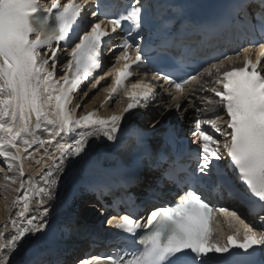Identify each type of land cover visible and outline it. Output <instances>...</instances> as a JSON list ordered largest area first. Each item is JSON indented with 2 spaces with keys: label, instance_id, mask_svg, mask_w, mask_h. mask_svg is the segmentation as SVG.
<instances>
[{
  "label": "snow or ice",
  "instance_id": "1",
  "mask_svg": "<svg viewBox=\"0 0 264 264\" xmlns=\"http://www.w3.org/2000/svg\"><path fill=\"white\" fill-rule=\"evenodd\" d=\"M151 9L148 0H128L119 14L108 0H94L91 6L88 0H0V157L15 174L5 179L16 184L19 177L15 191H22L13 205L18 211L0 226V264H13L25 244L45 239L64 178L95 166L90 138L119 148L124 114L150 107L162 92L168 93L166 107L174 106L181 119H188L190 109L197 113L187 152L174 132L164 141L177 142L181 155L194 153L196 166L189 170L172 161L157 178V184L167 179L180 191L174 206L165 204L138 217L142 205L129 200L121 213L122 201L114 200L109 207L115 214L106 217V224L137 247L92 259L97 264H264V259H253L264 257V0H237L231 10V18L240 23L251 18L245 28L247 46L193 59L190 65L174 57L157 63L145 54L149 30L168 41L180 38L176 28L168 29L170 20L157 25ZM63 53L67 59L61 62ZM106 56L115 62L107 64ZM141 73L142 78L132 79ZM107 78L111 83L100 90L108 98L121 91L127 97L120 114L107 119L96 112L77 115L84 106L80 101L88 97V92L80 96L82 85L97 89ZM198 92L212 93L198 97L214 105L210 116L200 115ZM137 146V154L114 159L111 167L139 179L144 168L152 171L167 159L157 149V163H151L154 150L144 132L137 133ZM40 149L44 156L36 159ZM28 159L47 164L38 171L39 180L23 179ZM201 188L218 200L238 201L252 222L235 208L213 203ZM221 217L230 231L226 239H214ZM25 264L50 262L33 253Z\"/></svg>",
  "mask_w": 264,
  "mask_h": 264
},
{
  "label": "bare ground",
  "instance_id": "2",
  "mask_svg": "<svg viewBox=\"0 0 264 264\" xmlns=\"http://www.w3.org/2000/svg\"><path fill=\"white\" fill-rule=\"evenodd\" d=\"M104 99L105 96L101 95L98 92L94 94H90L87 98L82 100V105L84 106L80 109V111L85 112L91 109H100L103 112V116L106 118H109L114 114L115 115L120 114V111L125 103L124 99L112 98V100L106 104H104ZM146 124L149 123L147 122ZM89 143L91 144V147L89 149V156L92 159L93 158L92 155H95L96 152L100 151L103 147L102 146L103 144H100L99 140L96 137L90 138ZM36 147L37 146L34 145L32 149H29V151L34 152L36 150ZM43 156H44V151L43 149H40L39 153L36 156V159H40ZM48 163H50V161H48ZM24 165L30 168L29 172L26 171V169L23 170L25 173L23 179L25 180H27L28 178H31L33 180H39L38 171L42 168L46 169L47 167L46 163L37 165L34 159L25 160ZM76 171H70L69 176H66L64 178V182L61 184L59 189V194L67 185H69L73 181L74 174ZM27 173H29V175H27ZM4 175L13 176L15 174L8 172L7 165L4 163L3 158L0 157V226H3L5 224L10 214L14 216L15 213L18 211L17 208L13 207V205L16 201V197L18 195H22V191L19 193L15 191V189L19 187L20 178L17 177L18 182L16 184H12L10 180L5 179L6 176L4 177ZM73 194H76L74 196L75 200H79L84 195V190H82L80 184H78L75 187V189L72 191V195ZM34 206L35 205H33V207ZM69 207L70 208L74 207L73 202L70 203ZM86 212L91 215L89 211ZM92 214L94 213L92 212ZM7 231L11 232L12 229L9 228ZM26 248H27V244H25L24 247L13 257V261H17L20 258L22 252H24Z\"/></svg>",
  "mask_w": 264,
  "mask_h": 264
}]
</instances>
